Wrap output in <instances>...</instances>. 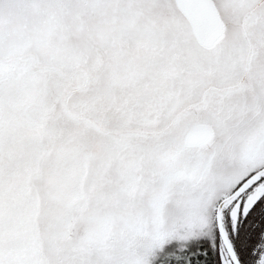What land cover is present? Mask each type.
<instances>
[{"label":"snow or ice","instance_id":"1","mask_svg":"<svg viewBox=\"0 0 264 264\" xmlns=\"http://www.w3.org/2000/svg\"><path fill=\"white\" fill-rule=\"evenodd\" d=\"M0 264H264V0H0Z\"/></svg>","mask_w":264,"mask_h":264}]
</instances>
